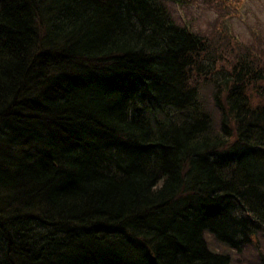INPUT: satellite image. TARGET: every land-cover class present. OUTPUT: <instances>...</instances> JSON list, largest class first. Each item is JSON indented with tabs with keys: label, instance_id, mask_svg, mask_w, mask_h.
<instances>
[{
	"label": "trees",
	"instance_id": "obj_1",
	"mask_svg": "<svg viewBox=\"0 0 264 264\" xmlns=\"http://www.w3.org/2000/svg\"><path fill=\"white\" fill-rule=\"evenodd\" d=\"M196 4L0 0V264H232L210 239L263 228L264 42Z\"/></svg>",
	"mask_w": 264,
	"mask_h": 264
},
{
	"label": "rangeland",
	"instance_id": "obj_2",
	"mask_svg": "<svg viewBox=\"0 0 264 264\" xmlns=\"http://www.w3.org/2000/svg\"><path fill=\"white\" fill-rule=\"evenodd\" d=\"M198 4L191 7H176L179 20H190L203 29L216 24L221 32L236 41L264 42V0H212L213 3L225 5L221 13L214 5H209V0H196ZM236 1L235 4L232 2ZM227 57L221 52H216L214 58L219 60ZM216 62V67H218ZM210 245L216 251L230 254L232 264H264V224L252 236L251 242L242 247L240 251L228 250L214 239H210Z\"/></svg>",
	"mask_w": 264,
	"mask_h": 264
}]
</instances>
